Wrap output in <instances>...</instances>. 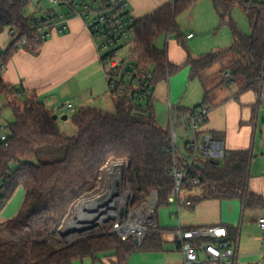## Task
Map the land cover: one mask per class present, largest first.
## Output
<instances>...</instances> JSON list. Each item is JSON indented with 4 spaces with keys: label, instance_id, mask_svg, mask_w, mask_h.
<instances>
[{
    "label": "trees",
    "instance_id": "1",
    "mask_svg": "<svg viewBox=\"0 0 264 264\" xmlns=\"http://www.w3.org/2000/svg\"><path fill=\"white\" fill-rule=\"evenodd\" d=\"M31 1L0 0V31H14L6 51L0 53L1 73L19 48L36 54L45 41L38 39V20L45 16L23 13ZM196 1L173 0L135 20L132 53L140 64L152 70L153 89L160 79L185 67H189V79L203 81V72L218 64L231 74V82L223 79L224 83L229 85L241 79L244 89L258 93L264 79V0H210L220 23L231 29L232 43L226 48L199 56L188 52L182 63L173 64L166 50L154 45L161 35H175L179 39L177 16ZM236 4L248 13L247 35L229 18ZM204 95L206 101L209 91L205 90ZM0 96L6 99L0 119L5 109L13 117L5 121L6 140L0 143V206L17 187L25 190L22 206L11 219L18 232L12 235L13 239L0 244V264H72L76 259L98 255H112L118 264H126L136 250L161 249V234L148 233L137 246L133 239L122 241L99 229L61 246L51 242L75 204L95 187L101 169L110 161H123L126 165L131 207H138L153 190L158 203H169L174 184L167 175L172 163V155L166 151L170 146L169 130L156 123L153 97L130 100L114 95L112 113L91 106L79 108L70 116L76 134L69 137L60 130L57 119L52 118V110L21 87L4 82L1 74ZM213 135L222 137L215 132ZM40 155L57 158L39 161ZM250 163V149L224 148L219 160L201 159L188 172L190 177L200 180V191L185 199L188 208L204 199H239L243 208H264V197L248 189Z\"/></svg>",
    "mask_w": 264,
    "mask_h": 264
},
{
    "label": "crops",
    "instance_id": "2",
    "mask_svg": "<svg viewBox=\"0 0 264 264\" xmlns=\"http://www.w3.org/2000/svg\"><path fill=\"white\" fill-rule=\"evenodd\" d=\"M126 1L129 11L135 19L146 17L160 7L173 2V0ZM210 4L209 6L204 0H197L189 10L182 13L184 18L189 21V28H187L181 42L178 38L171 42L176 50L180 44L184 50L182 49L175 56L172 51L169 52L168 50L169 62L173 64L182 63L188 53L186 45H190L194 53H197L193 48V40L196 36L194 31L209 32L214 28L216 12L211 1ZM198 9L205 11L207 20L204 27H199L195 23V18L198 17V15L196 16ZM67 12L68 8L65 6V10L61 14ZM32 14L40 15L35 11ZM189 33H192L193 36L188 38ZM198 40H202V37ZM223 71H220L218 80L213 82L207 90L209 95L206 101L205 87L200 79L195 78L202 85L203 98L201 102L196 100L191 105H188V102L184 104L182 101L184 89L188 82L193 80L189 79V67L180 69L166 79H160L159 81L165 80L166 82L164 87L160 86L157 89L158 81L153 89L152 104L155 120L160 127H167L169 118L167 102L173 103L177 109H188L206 102L205 105L210 107V111L204 128L212 133L221 134L222 137L217 138L222 141L225 149H250L252 163L255 156L253 140L257 129L260 106L257 93L252 89H244L243 84L231 88L223 82L221 75ZM1 76L4 82L26 90L54 113L56 110L58 111L59 105L68 99L75 109L91 106L101 110L99 107L108 104L109 100L113 103L91 33L85 21L76 16L66 20L62 32L53 30L51 35L41 44L36 54L27 49L19 48L7 61ZM220 85H224V87L220 88ZM0 101H3V106L0 104L1 111L6 106V99L0 96ZM248 189L264 197V190L259 189L256 183L249 185L248 181ZM186 195L192 194L187 193ZM181 211L178 214L177 227L179 225L182 227L209 224L223 225L227 228L229 237L236 248V264L238 262L241 264H264V234L258 233L260 229L256 222V218L264 214V209L243 208L239 199H204L193 206V212L184 219L183 224L179 219ZM160 227L164 230L161 234V249L136 250L130 255L126 264H172L167 255L170 247L164 246L168 242L174 241L171 231L176 227L170 229ZM174 248L180 252L177 246ZM72 264L118 263L112 255H98L96 258L76 259Z\"/></svg>",
    "mask_w": 264,
    "mask_h": 264
},
{
    "label": "built area",
    "instance_id": "3",
    "mask_svg": "<svg viewBox=\"0 0 264 264\" xmlns=\"http://www.w3.org/2000/svg\"><path fill=\"white\" fill-rule=\"evenodd\" d=\"M49 1L65 5L68 12L47 15L44 19L38 20V39L46 40L53 30L62 32L66 20L72 16L82 18L94 41L110 95L120 94L130 100L152 97V70L140 64L137 55L132 53L136 19L131 15L126 0H107L106 2L91 0L82 3H76L74 0ZM10 33L13 34L14 31L10 30ZM192 36V33L187 35L188 38ZM221 75L224 81L231 82V74L228 71H223ZM257 97L259 105L264 108V79ZM167 107L170 146L166 151L172 155V163L167 175L174 183L168 202L177 203L179 214L181 188L200 184L199 178L189 176L190 168L198 164L201 159L222 158L224 148L222 141L204 128L210 107L199 105L188 109H177L171 102H167ZM76 110L69 99L58 107V111L71 115ZM2 130L3 126L0 125V143L6 140V134ZM120 175V171L117 172L112 187L108 191V196L113 200L100 208L99 214L104 215L106 219L103 233L115 235L122 241L133 239L134 242L136 241L135 244L140 246L148 233L162 234L164 232L155 215L158 195L156 191H151L136 208L130 205V193L126 195V200L120 202L117 193ZM188 204L189 202L185 203V205ZM69 220L73 221L72 218ZM256 222L258 228L264 231V214L259 215ZM78 225L79 228L88 227V225ZM171 232L182 254L181 264H236V248L229 237L227 228L223 225L189 227L179 225Z\"/></svg>",
    "mask_w": 264,
    "mask_h": 264
},
{
    "label": "rangeland",
    "instance_id": "4",
    "mask_svg": "<svg viewBox=\"0 0 264 264\" xmlns=\"http://www.w3.org/2000/svg\"><path fill=\"white\" fill-rule=\"evenodd\" d=\"M84 1L89 2L91 0H74V2L76 3H82ZM204 2L207 3V5L209 6L211 5L209 0H204ZM63 10H65V6L59 3H53L49 0H33L24 8L23 13L25 15H31L32 12L35 11L37 14L47 16L62 13ZM197 15L198 17L195 18L196 25L199 27H204L207 20L204 9L199 10L196 16ZM229 18L235 24L237 29L243 34L247 35L250 33V22L248 18V13L240 5L236 4L231 8ZM214 20V28L211 29V31H194L196 33V36L193 40V48H195L194 50H196L195 52L197 53H194L190 45H186L189 53H191L192 55L196 54L197 56H199L209 53L216 49L226 48L232 43V33L230 27L227 24H221L216 13L214 15ZM177 22L179 24L178 40L181 42V40L184 39L183 37L185 32L187 31V28H189V21L187 20V18H184V14H180L177 17ZM200 37H202V40H198ZM175 38L177 39V37H175L174 35H170L169 37L167 35H161L155 40L154 45L160 50L165 49L166 52L168 50L169 52L172 51L175 56L179 54L182 49L184 50L181 44L178 47L179 51L176 50V48L172 45L171 41ZM12 39L13 37L12 35H10L9 28H4L0 31V53L6 51ZM222 69L223 67L217 64L203 72L202 83L205 87V90H208L212 86L213 82L218 80V75ZM165 82V80L159 81L157 89L160 86L164 87ZM242 84L243 81L241 79H238L236 80V82H233L228 86H230L231 88H236ZM219 87L223 88L224 85H220ZM182 94V101L184 102V104L185 102H188V105H191L192 102H195L196 100H199L198 102H201L203 98V90L199 80H190ZM0 104H2L3 106V101H0ZM99 108L109 113L114 112V105L111 100L108 101V104L102 105ZM55 114L58 115L57 123L60 130L69 137L74 136L76 134V130L70 122L71 114L62 113L57 110L55 111ZM63 114H67L68 119H61V116ZM2 117L3 118L0 119V125L2 126H4L5 121H11L13 119L9 109H5L3 111ZM2 131L5 133L4 130ZM178 143L181 149L182 146L180 139ZM253 143V152L255 156L253 158L254 160L252 161L249 170L250 175L248 181L249 185L256 183L259 189L264 190V155H261L264 154V108H262L261 105L259 106L257 129ZM55 158L57 157L40 155L38 160L50 161ZM217 159L219 160L221 159V157H218ZM33 162L36 163L37 159H33ZM12 166L15 167V164H13ZM125 166L126 165L123 161H110L101 169L95 187L75 204L70 216L66 218L63 224L58 228L59 234H55L56 237L51 241L54 246L68 244L77 237L85 235L93 230L99 229L101 232H103V230L105 229L104 223L106 222V219L104 215H102L101 213L99 214V212L102 205H108L113 200V198L108 196V191L112 187L113 180L117 172L119 173L120 171L121 173L120 177L118 178L120 184L117 190V193L120 197L119 201L122 202V200H126V195L129 193L131 194L129 185L126 180ZM199 191L200 188L198 186H194L191 188H181L179 204L182 211L179 216V219L181 220L182 224L184 223V219H186L187 216H189L190 213L193 212L192 209L188 208V206L185 205V197L187 196L186 194L191 193L192 195H194L197 194ZM24 196L25 190L22 186H19L16 188L12 196L3 205L0 206V244L13 239L12 235H16V233L18 232L17 227L11 223V219L18 214V211L22 206ZM177 208V203H158L155 211L158 224L162 227L169 229L177 227ZM256 209L260 210L264 208ZM69 218H72L75 224L88 225V227H81L78 230H72L68 224ZM258 233L260 235L264 234V232H262L261 230H258ZM176 246L177 244L175 241L168 242L164 246L170 247V249H168L169 251H167V255L169 256V259L172 264L181 263V253L176 250V248H174ZM237 264L241 263L238 262Z\"/></svg>",
    "mask_w": 264,
    "mask_h": 264
},
{
    "label": "bare ground",
    "instance_id": "5",
    "mask_svg": "<svg viewBox=\"0 0 264 264\" xmlns=\"http://www.w3.org/2000/svg\"><path fill=\"white\" fill-rule=\"evenodd\" d=\"M117 175V174H116ZM69 227L73 228V230H78L80 229L79 228V225L78 224H75L72 220H69ZM86 227V226H85Z\"/></svg>",
    "mask_w": 264,
    "mask_h": 264
},
{
    "label": "water",
    "instance_id": "6",
    "mask_svg": "<svg viewBox=\"0 0 264 264\" xmlns=\"http://www.w3.org/2000/svg\"><path fill=\"white\" fill-rule=\"evenodd\" d=\"M52 118L56 120V119L58 118V115L54 113V114L52 115ZM61 119H63V120L68 119L67 114H63V115L61 116ZM116 184H118V182H117ZM135 243H136V241H135Z\"/></svg>",
    "mask_w": 264,
    "mask_h": 264
}]
</instances>
